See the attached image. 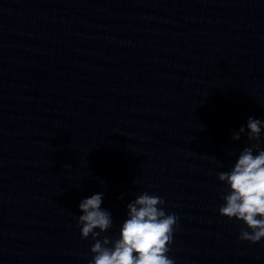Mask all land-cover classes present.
Returning <instances> with one entry per match:
<instances>
[{"label":"clouds","instance_id":"9594fccd","mask_svg":"<svg viewBox=\"0 0 264 264\" xmlns=\"http://www.w3.org/2000/svg\"><path fill=\"white\" fill-rule=\"evenodd\" d=\"M262 127L264 121L248 118L247 140L256 143L243 148L230 171L217 173L218 180L228 188L222 195L224 203L219 214L242 221L247 230L241 229L239 239L252 244L264 238V149L259 144ZM242 134H245V126L234 131L232 139L240 140ZM120 198L123 199V195ZM102 203L101 192L79 204L83 213L77 219L81 238L87 239L91 235L94 241L89 264H175L168 253L178 217L164 211V199L148 192L136 196L126 206L127 218L115 240L109 236L99 238L113 226L112 215L101 208Z\"/></svg>","mask_w":264,"mask_h":264},{"label":"water","instance_id":"95a60500","mask_svg":"<svg viewBox=\"0 0 264 264\" xmlns=\"http://www.w3.org/2000/svg\"><path fill=\"white\" fill-rule=\"evenodd\" d=\"M228 189L177 213L168 256L175 264H264V238L252 244L239 239L242 221L219 214ZM92 257L80 264H89Z\"/></svg>","mask_w":264,"mask_h":264}]
</instances>
